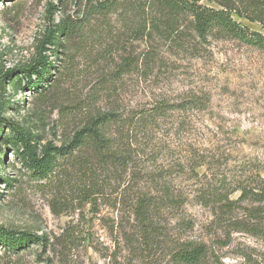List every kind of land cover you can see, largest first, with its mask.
I'll use <instances>...</instances> for the list:
<instances>
[{
  "label": "trees",
  "instance_id": "trees-1",
  "mask_svg": "<svg viewBox=\"0 0 264 264\" xmlns=\"http://www.w3.org/2000/svg\"><path fill=\"white\" fill-rule=\"evenodd\" d=\"M203 1L92 0L84 24L96 21L108 29L111 17L117 15L122 33L145 41L141 58L132 54L122 58L121 76L132 74L134 67L138 69L141 64L144 77L151 76L160 62L163 44L194 50L199 40L207 41L214 35L264 51V33L234 18L236 14L259 22L264 28V0H206L218 7ZM74 29L75 25L68 21L55 30L49 29L37 56L28 64L5 69L0 59L1 108L8 102L7 87L11 85L17 90L35 89L40 99L43 93L39 89L49 81L55 69L54 59L63 47L61 36ZM156 97L128 110L98 111L69 143L61 146L51 142L41 145L40 136L29 126L0 117V152L4 141L20 161V168L15 169L31 179H54L57 174L63 175L67 167H74L82 177L81 205H90L96 215L107 187L123 186L122 192L111 200L112 207L121 213L120 222L113 221L115 249L109 253L110 248L104 246L111 264H121L123 248L129 260L139 264H225L207 240L208 233L214 232L217 243L223 245L229 243L234 232L264 237V176L260 165L231 182L226 175L211 181L202 171L213 162L204 153L207 148L185 136L193 130L194 117L206 109L203 100L196 96L179 100ZM169 136L173 140L169 141ZM164 156L167 163L162 164L160 159ZM5 165V156L0 155V173H5L0 182L14 187L20 178L8 176ZM193 178L198 181L188 184L186 180ZM235 192H239L237 199L231 196ZM191 203L208 208L212 219L201 220L190 212ZM80 228L67 230L62 249L58 250L59 264H77L72 251L79 244L100 251L93 236ZM34 245L44 251L38 255L41 262H54L51 256H44L54 246L47 236L0 226V257L6 258L4 264H24L14 257Z\"/></svg>",
  "mask_w": 264,
  "mask_h": 264
},
{
  "label": "rangeland",
  "instance_id": "rangeland-1",
  "mask_svg": "<svg viewBox=\"0 0 264 264\" xmlns=\"http://www.w3.org/2000/svg\"><path fill=\"white\" fill-rule=\"evenodd\" d=\"M90 1H0V59L5 69L32 61L49 29H57L64 21L75 25L71 34L61 36L63 47L54 59L55 69L49 81L39 89L43 93L40 99L35 89L21 87L17 90L7 84L9 99L4 108L0 107V117L29 126L40 136L41 145L51 142L61 146L69 143L98 111L143 106L157 95L168 100L196 96L203 100L206 109L194 117L193 130L185 136L207 148L204 153L213 161L202 170L207 178L214 181L215 177L226 175L231 182L234 177L255 171L256 164L260 165L264 176V51L214 35L207 41L199 40L194 50L163 44L160 62L151 76L144 77L142 64L138 69L134 67L132 74L121 76L122 58L130 54L141 58L145 41L122 33L117 15L111 17L108 29L96 21L85 25ZM203 3L218 7L215 2L205 0ZM234 18L264 33L259 22L236 14ZM1 94L2 91L0 97ZM5 130L7 132V128ZM1 146L6 174L20 179L13 183L14 187L0 182V226L47 236L54 244L44 255L52 257L51 264H59L58 250L62 249L67 230L81 227L93 236L100 251L85 243L79 244L72 251L76 263L111 264L104 246L110 248L109 253L115 249L113 221L116 219L119 223L121 216L112 207L111 200L122 192L123 186L107 187L106 195L100 199V213L96 215L90 211V205H81L82 177L74 167H67L63 175L57 174L54 179H31L15 169L21 164L13 150L6 147L4 141ZM166 159L164 156L160 162L164 164ZM1 176L5 173H0ZM186 181L191 185L198 179ZM231 196L237 199L239 192ZM188 210L201 220L212 219L208 208L191 203ZM206 238L225 264H264L262 236L234 232L227 245L217 243L214 232L208 233ZM43 252L34 245L14 258L24 264H45L38 259ZM120 259L121 264H139L137 260H129L125 248L121 250ZM4 262L6 258L0 257V264Z\"/></svg>",
  "mask_w": 264,
  "mask_h": 264
}]
</instances>
